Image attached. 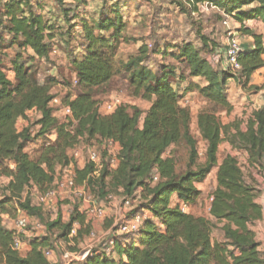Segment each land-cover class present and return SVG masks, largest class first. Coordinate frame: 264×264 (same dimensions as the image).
I'll list each match as a JSON object with an SVG mask.
<instances>
[{
	"label": "trees",
	"instance_id": "trees-1",
	"mask_svg": "<svg viewBox=\"0 0 264 264\" xmlns=\"http://www.w3.org/2000/svg\"><path fill=\"white\" fill-rule=\"evenodd\" d=\"M32 1L6 0L1 4L0 25L10 37L11 46L31 51V61L47 62L50 41L55 37L51 34L53 27L36 13L42 9L39 0L36 4ZM195 2L208 4L221 15L232 18L239 24V32L253 39V47L242 49L239 54L241 73L238 75L214 67L209 57H214L217 46L209 45V40L202 36L199 38L202 48L183 42L170 54L187 71L186 77L177 78L179 83L189 78L200 80L189 82L185 91L198 92L210 105L229 114L232 106L226 92L228 81L244 79L246 83L252 74L264 71L263 36L245 26L246 22L258 21L264 28V0ZM112 11L113 19L107 16L97 22L80 23L85 51L80 58H71L70 65L82 92L61 102L70 109L71 119L60 121L54 116L51 85L35 83L30 69L20 62L21 56L9 62L13 74L10 80L0 53V175L9 179L0 198V264H51L45 253L54 251L52 232H57L58 240L76 246L89 236L91 227L77 205L73 206L67 222L57 216L44 223V210L33 206L27 194L28 189L46 193L60 177L57 169L69 166L73 168L75 184L85 186L96 199L105 200L111 191L118 192L122 198L138 197L142 202H138L132 215L147 210L154 218L145 221L135 236L137 246L123 238L124 242L115 245V258L93 253L82 264H264V252L259 250L260 243L251 229L263 217L257 202V185L254 179H245L237 158L231 154L217 165L218 148L225 140L233 150L241 151L248 168L262 173L264 109L253 113L244 130L238 125L221 124L213 111L198 113L196 127L205 153L204 162L197 165L196 140L190 132L192 116L189 108L180 105V96L170 82L176 76V69L160 66L152 71L145 65L150 52L143 45L138 55L122 68L128 74L132 96L150 103L149 109L143 116L139 108L128 106H119L108 115L99 114V104L91 90L106 85L119 72L115 58L125 28L117 10ZM65 43L69 45L68 40ZM152 53L166 52L155 49ZM32 111L38 115L32 124L39 128L36 135H32V125L17 129V122L26 119ZM50 133L54 141L45 143L36 152L37 157L31 158L26 152L28 146ZM106 140L120 146L119 163L112 172L104 166L98 178L93 179V165L85 163L79 168L68 151L79 143L99 146ZM180 143L188 148L189 163L185 171L178 173L176 159L170 152ZM168 153L170 156H166ZM215 168L216 186L210 195L208 218L183 212L178 205L170 206L173 195L183 205L196 204L201 192L194 183L202 182ZM154 177L158 181L153 184ZM13 203L29 219L44 223L46 229L43 236L28 240L22 237L23 244L29 247L25 252L11 248L13 231L2 226L3 215L10 213L6 206ZM75 225L78 226L71 236ZM218 226L222 239L214 241L212 232Z\"/></svg>",
	"mask_w": 264,
	"mask_h": 264
},
{
	"label": "rangeland",
	"instance_id": "rangeland-1",
	"mask_svg": "<svg viewBox=\"0 0 264 264\" xmlns=\"http://www.w3.org/2000/svg\"><path fill=\"white\" fill-rule=\"evenodd\" d=\"M6 0H0V11ZM42 9L37 10V14H41L48 26H52L54 38L50 41V55L47 62L31 61L32 52L29 50H21L17 46L10 45V37L2 31L0 25V53L6 64V75L10 80H13V74L9 70V62L17 56H21L20 62H24L33 74L34 81L37 84L49 83L51 85V94L59 102L65 100L67 96L73 98L82 92V89L75 83L76 77L73 68L70 65L71 58H80L85 49L83 42V31L81 22L99 21L107 16L114 18L115 12L121 16L125 28L122 32V37L117 45L115 61L118 67V73L104 86L91 90L95 100L99 105H104L112 100H118L119 106L137 107L142 111L147 108V102L132 96V89L129 87L128 74L123 70L124 65L129 59L138 55L139 48L143 45L147 46L148 59L145 65L152 71H157L160 66H172L176 69V76L170 79L171 84L177 90L180 96V103L183 104L187 100L189 105L187 108L192 109V114L197 111H213L223 125H238L241 129H245L246 123L254 112L264 109V71H257L252 74V78L245 83L244 79L237 82L235 79H230L226 88L227 98L232 106L231 112L226 113L219 107L210 105L198 92H190V97L185 98L187 84L179 83L178 77H186L187 71L184 65H178L170 54H173L175 47L180 46L183 42H191L197 48H202L203 44L199 39L201 36L209 40V45L216 44L217 52L223 51L228 43V34L236 32L240 44L247 40L245 35L239 32V24L232 18H228V27L222 23L226 16L221 15L216 9L205 3H196L195 0H156L154 2H144L138 0H39ZM36 4V0L32 1ZM103 9L104 15L100 12ZM245 8L244 10H248ZM69 11L68 14L65 11ZM195 10V11H194ZM5 22V19H3ZM245 26L250 27L252 31L259 32L261 23L258 21H249ZM66 34V35H64ZM64 35V36H63ZM70 37V39L68 38ZM264 37V36H263ZM69 41V45L65 43ZM158 49L166 52L164 54H153L152 51ZM55 50V54H52ZM209 57L214 67L219 71H226L225 64H222V58L215 56ZM208 56L206 55V58ZM228 72V71H227ZM233 75V74H232ZM54 115L60 121L63 120V115L59 105H52ZM195 115V114H194ZM194 115L192 118L194 119ZM38 119V115L34 112L28 113L26 119H20L17 122V129L22 130L26 126H31ZM194 121L191 120L190 132L196 140V149L198 158L196 164L204 162L205 148L204 144L197 134V129ZM38 127L32 125V135H36ZM224 137V136H223ZM55 139L53 134H48L37 142L31 144L26 149V152L31 158H36V152L47 142H53ZM84 144V143H83ZM171 155L175 157L178 173L185 171L188 166L189 154L188 148L184 143L174 146L171 150ZM231 154L236 157L242 169L246 180L254 179L258 191L264 185V176L259 170L252 171L245 164V157L241 151L233 150L227 141H223L219 148L217 156L223 158ZM75 164L81 168L86 162V156L82 155L78 160H74ZM195 168V167H192ZM64 170L57 169L58 176L62 177ZM66 171H69L67 169ZM263 172V171H262ZM214 170L207 176L208 180L205 185V192H201L198 202L193 206L185 205V212L192 213L191 209L195 210V215L204 216L206 207L209 205V197L213 192L212 177ZM59 178V177H58ZM6 183L0 180V198L4 192ZM215 188V187H214ZM27 194L31 200V204L36 207H41L44 210V223L55 220L60 216L64 222L69 220L72 214V206L78 205V201L72 198L69 194L60 196L56 200H51L47 207L40 205L38 193L35 189H28ZM110 194L117 200L116 208L114 204H104L106 208V217L103 220L87 219L86 221L91 227V232L95 234V238L86 236L80 242L82 246H76L73 242H65L58 240L57 232H52L50 237L52 246L56 255V263L62 264V258L65 253H72L94 247L96 238L107 235L106 231L114 228L120 219L131 217L134 213L137 203L128 210L124 209L121 203V196L118 192L111 191ZM259 196V195H258ZM138 202H142L138 200ZM10 208L9 217L14 221L17 210H20L16 203ZM133 216V215H132ZM86 217V216H85ZM44 223L34 219H29L28 233L46 234ZM78 225L73 226L77 228ZM214 228L212 238L214 241H221L222 233L219 229ZM112 231V230H111ZM259 233V232H257ZM73 236V234H71ZM85 242V243H84Z\"/></svg>",
	"mask_w": 264,
	"mask_h": 264
},
{
	"label": "built area",
	"instance_id": "built-area-1",
	"mask_svg": "<svg viewBox=\"0 0 264 264\" xmlns=\"http://www.w3.org/2000/svg\"><path fill=\"white\" fill-rule=\"evenodd\" d=\"M144 2H154L156 0H138ZM228 18L222 23L224 26L228 27ZM241 44L238 40L237 35L234 32L228 34V43L223 51L217 52V57L222 58L224 66H226V71L231 74L238 75L241 73V66L238 62V57L241 52ZM52 54H55V50H52ZM77 84V80H75ZM181 106L187 107L189 102L187 100ZM51 105H59L60 110L63 115V120L71 119V111L68 107L61 105L56 98L51 102ZM117 107H119L118 100H112L104 105L98 106V112L101 115L111 114ZM120 151V146L111 140L103 141L99 146H88L83 143L75 145L68 151V155L73 160H78L82 155L86 156V162L92 164L94 172L92 178H98L101 170L104 166L107 167L109 172L114 171L119 163L118 154ZM13 169V166L10 167ZM69 169V171H66ZM62 177L54 183V185L44 194L39 197L40 205L47 207L50 205L51 200H56L60 196L70 195L72 198L78 201V209L81 213L85 214L87 219H97L103 220L106 217V208L104 204L111 205L116 203V199L112 195H108L105 200L96 199L89 191L86 190L85 186H77L75 184V176L73 173L72 166L63 169ZM264 176V169L262 172ZM158 181V177L153 178V184ZM258 199L261 200V208L264 213V185L259 188ZM138 197L121 198V203L124 210L131 209L136 203L138 204ZM49 207V206H48ZM50 208V207H49ZM185 205L181 207V211L185 212ZM147 220L154 221L152 214L147 210L139 211L129 218L120 219L115 227L112 229L111 233L94 240L93 248H86L84 250L65 253L62 258V264H82L86 258L93 253L102 254L107 258H115V245L117 242H124L123 238H128L131 242L136 243L135 236L138 234L140 228L143 226L144 222ZM29 226V218L26 214L17 210L14 221H13V241L11 248L14 251H23L24 244L22 242V237L26 236L27 229ZM71 234H74V230ZM89 236L95 238V234L90 232ZM45 256L51 262V264L56 263V255L54 251H46ZM264 260V254H263Z\"/></svg>",
	"mask_w": 264,
	"mask_h": 264
},
{
	"label": "crops",
	"instance_id": "crops-1",
	"mask_svg": "<svg viewBox=\"0 0 264 264\" xmlns=\"http://www.w3.org/2000/svg\"><path fill=\"white\" fill-rule=\"evenodd\" d=\"M250 28V27H249ZM250 30H251V28H250ZM259 32H255V34L256 35H262V36H264V28H263V26H261V28H259V30H258ZM254 32V31H253ZM235 34H236V32H235ZM237 35V37H238V34H236ZM244 37H246L247 38V40L246 41H244L242 44H241V49H251L252 47H253V39L251 38V37H249V36H244ZM263 42H264V37H263ZM31 52V51H30ZM222 64H223V62H222ZM224 70V69H223ZM259 71H261V70H259ZM252 77H250V79H251ZM200 80L199 79H194V78H189V79H186L184 82H182V84L184 83V84H186V83H189V82H194V83H198ZM191 94H193V93H190V92H186V96H185V98H188V97H190L191 96ZM149 107H150V103H148L147 102V108H146V110L145 111H142V110H140L143 114H142V116L144 115V113L149 109ZM189 110H190V113H191V116L192 115H194L195 117H194V119L192 118V121H194L193 123L195 124V126H196V118H197V115H198V112L197 111H195V113L194 114H192V109H190L189 108ZM32 112H34V111H32ZM32 112H29V114L30 113H32ZM35 113V112H34ZM36 114V113H35ZM55 116V115H54ZM196 129H197V127H196ZM197 134L199 135V132H198V130H197ZM199 137H200V135H199ZM173 148V147H172ZM166 156H170V154L168 153ZM224 158V157H223ZM223 158H219L218 156H217V165L219 166L220 164H221V162H222V160H223ZM0 180H3L6 184L9 182V179L8 178H6V177H4V176H1L0 175ZM207 180H208V178L206 177L202 182H200V183H194V187L198 190V191H200V192H205L206 190H205V185H206V183H207ZM212 186H213V190H214V187L216 186V168L214 169V173H213V177H212ZM210 201H211V196L209 197V202H208V204L210 203ZM257 202H258V204L259 205H261V200L260 199H258L257 200ZM14 204V203H13ZM13 204H11V205H9V206H6V208H8L9 210H10V206H12ZM116 204V203H115ZM113 205V208H116V205ZM175 205H178L179 207H180V209H181V207L183 206V204L177 199V197L175 196V195H173L172 197H171V199H170V206H175ZM72 209H73V206H72ZM11 211V210H10ZM120 211H125L124 209H121ZM194 209L192 210L191 209V212H192V214H194ZM208 211H209V205L206 207V214L203 216V217H209V214H208ZM195 215V214H194ZM200 216V215H199ZM2 226L6 229V230H9V231H11L12 229H13V220L9 217V214H4L3 215V217H2ZM75 229L76 228H74L73 230L75 231ZM251 229L256 233V237H257V241L260 243V248H259V250L261 251V252H264V213H263V217H262V220L261 221H258V222H256V223H254V225L251 227ZM111 230H112V228H110L109 230H107L106 231V234L108 235V234H110L111 233ZM257 232H259V233H257ZM40 235L39 234H33V233H27L26 234V236L24 237V239L25 240H28V239H30V238H34V237H39ZM85 243V242H84ZM83 244L82 243H80L79 244V246H82ZM136 246L138 245V244H135ZM29 250V247L27 246V245H24V247H23V251L25 252V251H28ZM119 257H121L123 260H125V258L122 256V255H119Z\"/></svg>",
	"mask_w": 264,
	"mask_h": 264
}]
</instances>
